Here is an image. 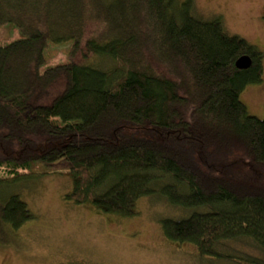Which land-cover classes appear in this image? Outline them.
<instances>
[{
  "label": "trees",
  "instance_id": "trees-1",
  "mask_svg": "<svg viewBox=\"0 0 264 264\" xmlns=\"http://www.w3.org/2000/svg\"><path fill=\"white\" fill-rule=\"evenodd\" d=\"M195 4L0 0L16 35L0 41V246L36 220L22 184L64 170L74 205L131 218L155 195L188 212L160 222L170 242L264 264V118L239 97L262 82L263 53ZM50 42H70L67 62L46 66Z\"/></svg>",
  "mask_w": 264,
  "mask_h": 264
},
{
  "label": "rangeland",
  "instance_id": "rangeland-1",
  "mask_svg": "<svg viewBox=\"0 0 264 264\" xmlns=\"http://www.w3.org/2000/svg\"><path fill=\"white\" fill-rule=\"evenodd\" d=\"M195 1L202 20L221 17L227 35H236L262 52L264 67V0ZM15 36L13 30L0 28V41ZM69 47L70 42H50L46 66L67 62ZM91 63L113 66L107 59ZM239 97L249 115L264 118V76L259 85H248ZM61 173L45 175L17 190L36 220L23 225L10 246H0V264H230L198 255L192 244H174L165 238L160 222L186 217L188 212L172 209L153 195L137 201L134 217L105 215L91 204L67 201L64 197L72 183L66 171Z\"/></svg>",
  "mask_w": 264,
  "mask_h": 264
},
{
  "label": "water",
  "instance_id": "water-1",
  "mask_svg": "<svg viewBox=\"0 0 264 264\" xmlns=\"http://www.w3.org/2000/svg\"><path fill=\"white\" fill-rule=\"evenodd\" d=\"M236 67L240 70H247L251 65V59L249 56H242L236 60Z\"/></svg>",
  "mask_w": 264,
  "mask_h": 264
}]
</instances>
